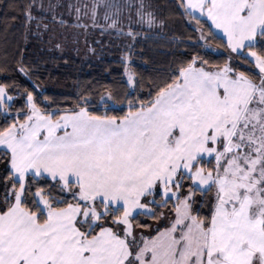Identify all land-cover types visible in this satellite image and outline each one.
<instances>
[{"label":"snow or ice","instance_id":"obj_1","mask_svg":"<svg viewBox=\"0 0 264 264\" xmlns=\"http://www.w3.org/2000/svg\"><path fill=\"white\" fill-rule=\"evenodd\" d=\"M100 3L77 6V21L83 7L96 26ZM33 4L26 30L41 28ZM126 6L141 26L163 27L144 0ZM176 9L203 54L147 93L131 66L141 33L118 27L120 9L103 18L132 41L123 93L84 91L62 106L35 82H0V264H264V0ZM219 49L222 60L207 58ZM0 72L34 74L22 57Z\"/></svg>","mask_w":264,"mask_h":264},{"label":"trees","instance_id":"obj_2","mask_svg":"<svg viewBox=\"0 0 264 264\" xmlns=\"http://www.w3.org/2000/svg\"><path fill=\"white\" fill-rule=\"evenodd\" d=\"M8 2L9 0H0V68L15 67L22 57L23 62L33 69L34 74L29 79L18 73L0 72V82L5 76H15L19 84L30 89L35 82L40 85L38 91H42L62 106L72 104L78 94L84 91H90L98 98V94L105 87L121 93L126 90L121 58L122 54L128 51L127 45L132 42L128 36L118 34L116 29L100 31L90 42L95 56L87 58L79 55L73 46L61 48L60 40L55 38L53 32L57 28L73 27L70 22H59L60 19L55 14L58 6L56 0H34L31 11L34 16L42 18L39 20V30L36 21L31 23L28 30L24 25L23 8L26 4L33 3V0H15L19 7L14 9L6 7ZM144 3L158 18L165 21L162 28L156 26L149 29L141 25H131L134 31L141 33L134 45L131 66L145 84L142 92L147 93V85L154 79L167 74L179 60L191 52L200 51L203 54V50L198 46H191L198 34L176 9V0H144ZM41 4L43 7L36 6ZM45 24L48 25L47 29L42 27ZM118 27L126 33L129 25ZM189 37L192 38L191 41ZM223 51L219 49L207 58L220 61L224 57L219 53ZM22 103L23 101L19 100L16 107H20ZM2 121L3 117L0 116V123Z\"/></svg>","mask_w":264,"mask_h":264},{"label":"crops","instance_id":"obj_3","mask_svg":"<svg viewBox=\"0 0 264 264\" xmlns=\"http://www.w3.org/2000/svg\"><path fill=\"white\" fill-rule=\"evenodd\" d=\"M57 1V0H56ZM138 0H102V3H100L97 7V24L94 26L99 31H106V24L111 23V20L105 22L104 20V14L106 12L112 13V16L115 17L117 15L116 10L120 9L119 11V21L120 23L118 26H127V25H140L137 22V17L135 15V9H129L127 8L128 3H137ZM44 5V2H43ZM69 5H72L73 7H69ZM92 6V0L89 1L88 8L90 9ZM46 7V6H45ZM62 10V18H69L71 19L70 24H78V23H88L90 26H93L90 20L91 13L89 12V16L87 17V21L81 22V20L77 21L76 19V7H74V4H72L69 0H62L61 8L60 6H57V9L55 10V14H57L59 11ZM131 17V20L129 19ZM83 18V16H80V19ZM210 23V22H209ZM104 26V27H102ZM92 40H90L91 42ZM73 45V44H71ZM74 47V46H73ZM75 48V47H74Z\"/></svg>","mask_w":264,"mask_h":264},{"label":"rangeland","instance_id":"obj_4","mask_svg":"<svg viewBox=\"0 0 264 264\" xmlns=\"http://www.w3.org/2000/svg\"><path fill=\"white\" fill-rule=\"evenodd\" d=\"M69 1H71L72 4H74V7H77V6H82V5L88 6L90 0H69ZM56 2L58 3V6H60V8H61L62 0H57ZM84 11H85V9L83 7H81V17L83 16V18L80 19L81 22H84V21L86 22L88 20L87 17L89 15L84 16L83 15ZM56 15H57V17H59L60 20L61 19L64 21H70L71 20L69 18H62V10L59 11ZM83 24H85V23H83ZM86 24L88 25L87 29H85L83 27H77V24H75V25L72 24L73 27H70V28L69 27L67 28L66 26H62L60 28H57V30H55L53 32V34H55V38L57 40H60L59 44H60L61 48L66 49L67 47L69 48L71 46H74L75 50L77 51V53L79 55L87 56V58H90V57L92 58L93 56H95V51L90 46V40H92L93 37L97 36L100 33V31L97 28H95L94 26H90L88 23H86ZM145 27H147V26H145ZM109 30H112V29H106V31H109ZM106 31H104V32H106ZM68 44H73V45L68 46ZM61 51H63V50H61Z\"/></svg>","mask_w":264,"mask_h":264}]
</instances>
